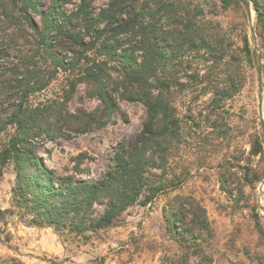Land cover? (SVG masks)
Listing matches in <instances>:
<instances>
[{
	"label": "trees",
	"instance_id": "16d2710c",
	"mask_svg": "<svg viewBox=\"0 0 264 264\" xmlns=\"http://www.w3.org/2000/svg\"><path fill=\"white\" fill-rule=\"evenodd\" d=\"M43 1L0 0V176L13 161V200L32 223L58 231L68 225L70 233L83 235L114 225L130 206L146 205L177 185L175 179L164 178V172L180 129L171 97L175 86H183L171 71L166 77L167 67H178L173 71L178 74L182 67H191L190 57L212 62L213 67L230 65L235 74H226V90L211 86L214 105H219L242 87L241 59L251 50L246 37L239 51L231 42L224 44L210 30L211 22L201 18L203 8L182 1L107 0L98 11L92 0H74L73 9L67 7L72 0H46L44 6ZM219 1L226 8L238 0ZM247 1L256 13L255 36L262 57L264 0ZM74 69L87 95L99 99L105 109H116L117 94L142 103L146 112L139 132L131 141L113 146L106 170L93 181L55 175L35 153L43 138L54 141L60 136L62 127L55 126L57 120L53 123L55 116L78 131L97 123L89 112L73 113L66 105L59 109L61 115L52 105L29 103V96L43 90L59 70ZM71 85L74 88L75 82ZM254 145L261 151V142ZM95 205L103 212L97 213ZM169 207L168 224L176 240L192 249L183 253L181 263L171 264H186L190 254H200L199 236L210 230V223L195 199H179ZM184 212L191 215L198 233L177 230V224L185 222Z\"/></svg>",
	"mask_w": 264,
	"mask_h": 264
},
{
	"label": "rangeland",
	"instance_id": "374dc122",
	"mask_svg": "<svg viewBox=\"0 0 264 264\" xmlns=\"http://www.w3.org/2000/svg\"><path fill=\"white\" fill-rule=\"evenodd\" d=\"M169 1L201 6V18L211 22L210 30L224 44L231 42L237 51L247 38L251 55L241 59L242 87L214 105L211 86L226 90V74L234 73L230 65L213 67L212 62L190 57L191 67H182L178 74L173 73L178 67H167L166 77L171 71L183 86H175L171 97L180 129L171 142L164 172V178L175 179L177 185L146 205L130 206L114 225L94 232L77 235L68 231V225L58 231L32 223L31 216L13 200L16 173L14 162L9 161L0 176V264L181 263L183 253L189 254L192 249L180 246L168 215L170 204L183 198L195 199L204 207L210 223V230L199 236L200 254H190L186 264H264V55L261 57L239 0L226 8L219 0ZM46 3L44 0L42 5ZM106 3L92 0V7L98 11ZM249 4L254 25L256 13ZM75 6L74 0L67 4L69 9ZM34 18L40 24V18ZM77 73V69L59 70L43 90L29 96V103L52 105L57 112L66 105L73 113L89 112L97 123L78 131L55 116L53 123L57 120L55 126L62 127L60 136L54 141L43 138L42 148H36L35 153L55 175L93 181L106 170L113 146L122 140L131 141L139 132L146 112L142 103L117 94L116 109H105L99 99L87 95V87L75 78ZM201 87L204 89L199 92ZM99 122L103 124L98 126ZM255 141L262 144L259 152L255 151ZM95 209L103 212L100 205ZM184 215L185 222L180 221L177 230H195L189 221L191 215Z\"/></svg>",
	"mask_w": 264,
	"mask_h": 264
},
{
	"label": "water",
	"instance_id": "95a60500",
	"mask_svg": "<svg viewBox=\"0 0 264 264\" xmlns=\"http://www.w3.org/2000/svg\"><path fill=\"white\" fill-rule=\"evenodd\" d=\"M242 5L245 8L246 14H247V18H248V22H249V27L252 33H255V28L252 22V13H251V7L250 4L247 0H239ZM258 113L259 116L262 118L263 112H262V103H261V99L259 98L258 101ZM262 138H263V142H264V121L262 122V134H261ZM262 185H264V180L262 182Z\"/></svg>",
	"mask_w": 264,
	"mask_h": 264
},
{
	"label": "bare ground",
	"instance_id": "6f19581e",
	"mask_svg": "<svg viewBox=\"0 0 264 264\" xmlns=\"http://www.w3.org/2000/svg\"><path fill=\"white\" fill-rule=\"evenodd\" d=\"M252 13V12H251Z\"/></svg>",
	"mask_w": 264,
	"mask_h": 264
}]
</instances>
